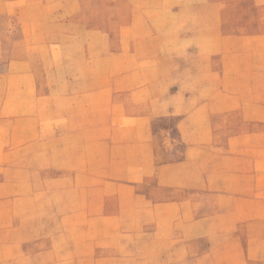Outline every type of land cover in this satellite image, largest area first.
Segmentation results:
<instances>
[{"label":"rangeland","instance_id":"rangeland-1","mask_svg":"<svg viewBox=\"0 0 264 264\" xmlns=\"http://www.w3.org/2000/svg\"><path fill=\"white\" fill-rule=\"evenodd\" d=\"M0 264H264V0H0Z\"/></svg>","mask_w":264,"mask_h":264}]
</instances>
